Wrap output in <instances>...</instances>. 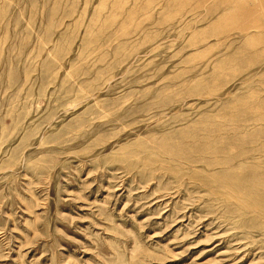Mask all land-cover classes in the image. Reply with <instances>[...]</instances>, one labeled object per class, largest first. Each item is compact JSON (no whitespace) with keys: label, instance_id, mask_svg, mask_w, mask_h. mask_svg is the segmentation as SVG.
Listing matches in <instances>:
<instances>
[{"label":"rangeland","instance_id":"374dc122","mask_svg":"<svg viewBox=\"0 0 264 264\" xmlns=\"http://www.w3.org/2000/svg\"><path fill=\"white\" fill-rule=\"evenodd\" d=\"M0 264H264V0H0Z\"/></svg>","mask_w":264,"mask_h":264},{"label":"bare ground","instance_id":"6f19581e","mask_svg":"<svg viewBox=\"0 0 264 264\" xmlns=\"http://www.w3.org/2000/svg\"><path fill=\"white\" fill-rule=\"evenodd\" d=\"M243 29H244V28H243ZM243 29H242V30H243ZM253 29H254V28H253Z\"/></svg>","mask_w":264,"mask_h":264}]
</instances>
